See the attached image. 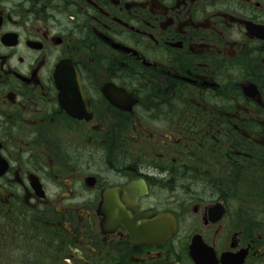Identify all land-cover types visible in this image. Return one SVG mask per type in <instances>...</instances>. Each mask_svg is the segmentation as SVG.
<instances>
[{
	"label": "flooded vegetation",
	"instance_id": "1",
	"mask_svg": "<svg viewBox=\"0 0 264 264\" xmlns=\"http://www.w3.org/2000/svg\"><path fill=\"white\" fill-rule=\"evenodd\" d=\"M0 264H264V0H0Z\"/></svg>",
	"mask_w": 264,
	"mask_h": 264
}]
</instances>
